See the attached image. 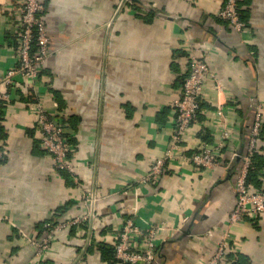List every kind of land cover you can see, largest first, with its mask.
I'll list each match as a JSON object with an SVG mask.
<instances>
[{
    "label": "crops",
    "instance_id": "1",
    "mask_svg": "<svg viewBox=\"0 0 264 264\" xmlns=\"http://www.w3.org/2000/svg\"><path fill=\"white\" fill-rule=\"evenodd\" d=\"M44 1L51 52L31 83L21 73L6 79L20 64L23 2L0 0V92L10 97L0 124V264H128L115 245L130 216L169 227L155 264H204L227 234L240 248L226 264H264V214L230 223L240 171L233 152L246 150L258 103L264 120V0H241L243 30L219 17L225 0ZM189 44L207 55L222 86H206L187 152L216 146L227 128L231 137L213 169L168 160L159 179L142 181L170 145ZM38 100L67 120L71 170L58 169L41 144ZM257 153L264 157V144ZM87 212L85 222L56 231L47 253L30 245L45 222Z\"/></svg>",
    "mask_w": 264,
    "mask_h": 264
},
{
    "label": "built area",
    "instance_id": "2",
    "mask_svg": "<svg viewBox=\"0 0 264 264\" xmlns=\"http://www.w3.org/2000/svg\"><path fill=\"white\" fill-rule=\"evenodd\" d=\"M23 10L19 23L18 34L20 40L19 55L20 64L9 71L6 76L11 82L12 76L21 73L29 82H34L40 77L42 68L51 52L52 38L48 26L43 19L45 9L44 0H22ZM241 0H225L218 15L237 30H243L246 22L239 12ZM36 44L37 50H34ZM190 59V72L185 82L173 100L175 114L174 127L171 134V142L166 149L163 158L156 159L142 181H156L164 172L168 160H180L191 162V167L197 170L213 169L220 164V150L227 144L231 137V130L227 128L223 132V140L216 146L205 143L201 148L189 154L185 144V135L195 123L199 121L203 112L202 98L205 88L211 81L220 90L221 84L216 72L211 68L207 55L201 49L192 44L188 45ZM10 97L0 92V124L2 119V107ZM37 113V122L41 134V144L50 153L58 169H70L73 167L74 146L71 136L67 131L65 116L53 118L46 112L39 100L32 104ZM263 104L255 105V112L249 127L247 148L244 152H233L232 160L240 161V171L234 184L236 203L230 214V223L243 221L246 218L257 220L264 214V188H252L248 182L249 170L254 163L253 154L264 144L263 135ZM7 154V148L0 143V163ZM141 184V181L139 182ZM87 196L85 204L90 201ZM89 218V212L73 219L58 222H46L45 234L40 238H32L30 245L37 248L40 254L47 253L52 244L57 230L68 224H80ZM169 227L163 223L143 226L135 216L128 217L117 231L115 245L116 257L129 264H155L157 260V248L159 238L163 231ZM228 234L218 244L217 250L204 264H226L227 254L231 250H238L240 243Z\"/></svg>",
    "mask_w": 264,
    "mask_h": 264
},
{
    "label": "trees",
    "instance_id": "3",
    "mask_svg": "<svg viewBox=\"0 0 264 264\" xmlns=\"http://www.w3.org/2000/svg\"><path fill=\"white\" fill-rule=\"evenodd\" d=\"M136 4H139V3L136 2ZM239 12H240L241 18L246 22V20H245L246 17H245V15L243 13V10L240 8V6H239ZM37 47L38 46L36 44H34V50H37ZM202 105H203V102H202ZM250 124H249V126H248V128L246 129V132H245L246 135H247V138L249 136L248 130H249ZM263 127H264V125H263ZM253 160H254V163L252 164V167L250 168L249 174H248V182H249V184H250V186L252 188L262 189V188H264V171H262L263 168H264V157L262 155L258 154L257 152H255L253 154ZM63 170L64 171H68L69 169H63ZM44 230H45V226H44Z\"/></svg>",
    "mask_w": 264,
    "mask_h": 264
}]
</instances>
